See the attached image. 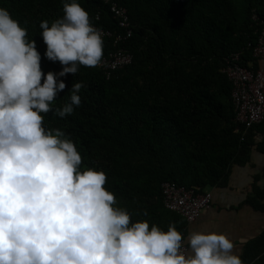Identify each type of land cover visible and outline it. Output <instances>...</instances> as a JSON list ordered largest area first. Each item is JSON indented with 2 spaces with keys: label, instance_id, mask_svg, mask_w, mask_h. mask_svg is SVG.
<instances>
[{
  "label": "trees",
  "instance_id": "obj_1",
  "mask_svg": "<svg viewBox=\"0 0 264 264\" xmlns=\"http://www.w3.org/2000/svg\"><path fill=\"white\" fill-rule=\"evenodd\" d=\"M110 1L126 8L132 36L123 48L131 63L108 78L97 66L60 77L66 86L54 107L69 99L76 82L83 84L81 104L64 118L44 114V123L73 140L82 167L106 173L105 187L133 221L147 220L163 230L172 224L185 236V220L163 206L162 185L197 193L223 187L231 167L248 162L252 147L264 154V139L254 142L264 121L248 129L235 121L231 84L222 73L232 52L242 51V65L257 67L251 47L261 26L251 17L264 22V0ZM78 3L93 25L117 31L108 4ZM0 7L35 40L42 71L61 70L58 61L44 57L39 28L41 20L63 16L61 0H0ZM115 48L105 40L103 57ZM245 203L264 213V187L254 188ZM240 258L264 264V231L244 244Z\"/></svg>",
  "mask_w": 264,
  "mask_h": 264
},
{
  "label": "clouds",
  "instance_id": "obj_2",
  "mask_svg": "<svg viewBox=\"0 0 264 264\" xmlns=\"http://www.w3.org/2000/svg\"><path fill=\"white\" fill-rule=\"evenodd\" d=\"M61 2V18L39 23L44 57L62 66L46 73L35 40L0 7V264H244L226 233L185 237L172 224L133 221L105 187L106 173L82 167L73 140L46 128L44 114L64 118L81 104L76 82L54 107L66 86L59 78L104 55L89 13L78 0Z\"/></svg>",
  "mask_w": 264,
  "mask_h": 264
},
{
  "label": "built area",
  "instance_id": "obj_3",
  "mask_svg": "<svg viewBox=\"0 0 264 264\" xmlns=\"http://www.w3.org/2000/svg\"><path fill=\"white\" fill-rule=\"evenodd\" d=\"M109 5L113 19L117 22V31L101 30L103 43L112 40L116 48L102 58L97 66L108 78L114 71L120 70L131 63L130 54L123 48L125 42L132 36L126 8L110 0H101ZM99 19L98 16L95 18ZM252 21L260 27L257 42L251 47L252 62L242 65V51L232 52L225 60L222 73L231 84V102L235 121L248 129L264 121V22L253 15ZM95 26V25H94ZM97 27V26H95ZM98 28V27H97ZM196 188L186 189L170 183L162 185V202L166 210L174 212L187 223L197 220L201 213L209 208L211 195L208 191L197 193Z\"/></svg>",
  "mask_w": 264,
  "mask_h": 264
},
{
  "label": "crops",
  "instance_id": "obj_4",
  "mask_svg": "<svg viewBox=\"0 0 264 264\" xmlns=\"http://www.w3.org/2000/svg\"><path fill=\"white\" fill-rule=\"evenodd\" d=\"M264 139V123L254 132V142ZM264 187V154L252 147L245 165H233L227 184L207 189L211 195L209 208L194 222L188 223L185 237L192 231L212 230L226 233L239 249L264 231V213L245 203L254 188Z\"/></svg>",
  "mask_w": 264,
  "mask_h": 264
}]
</instances>
